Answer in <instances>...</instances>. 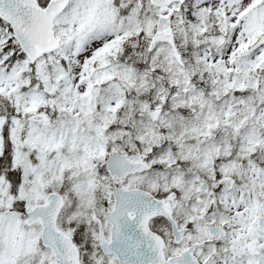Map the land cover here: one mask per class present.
<instances>
[{
  "label": "snow or ice",
  "instance_id": "6c2138e0",
  "mask_svg": "<svg viewBox=\"0 0 264 264\" xmlns=\"http://www.w3.org/2000/svg\"><path fill=\"white\" fill-rule=\"evenodd\" d=\"M0 264H264V0H0Z\"/></svg>",
  "mask_w": 264,
  "mask_h": 264
}]
</instances>
